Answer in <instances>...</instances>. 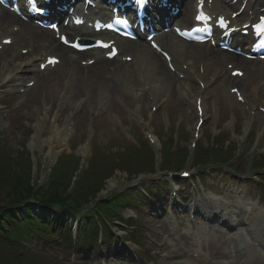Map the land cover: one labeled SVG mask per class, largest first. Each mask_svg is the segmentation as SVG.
I'll use <instances>...</instances> for the list:
<instances>
[{"label":"rangeland","instance_id":"1","mask_svg":"<svg viewBox=\"0 0 264 264\" xmlns=\"http://www.w3.org/2000/svg\"><path fill=\"white\" fill-rule=\"evenodd\" d=\"M7 61L8 58L5 59L4 56H0V77L2 75L4 63H6ZM62 70L63 66L57 67L54 70L49 71V73L47 74H42L40 80L38 81V86L30 90L26 97L27 101L24 102V104L18 110L11 112L8 107L16 100V98L11 100H4V98L0 99V130L3 128V131H0V133H2L0 135V162L2 163L0 164L1 185L7 186L9 183H16L20 181V179H16V177H11V179H9V177L7 176L10 174L16 175L15 171H11L10 169L8 170L7 167H5L8 166L9 163L12 164L13 159H11V157H20L26 153L29 154L33 160L32 165L34 168H31L32 175L30 176V181L35 187H41V185L42 187H45L47 186L45 182L46 180L47 182H51L50 176L47 178L49 169L55 163L56 159L62 152L68 153L69 155L67 157L70 160H72L70 157L71 155H77L81 157V159H84V147H89V150L91 152L99 156L100 154L98 152H102L104 154L112 152L116 154L118 151H121L122 148H127L129 146V144L121 138L120 131L115 127V122L128 117V114L123 113L115 105L114 101L112 100L113 97H111L110 95H108L107 99L103 100L102 105L104 109L101 111V113H99V120H97L96 122L98 124L95 127L93 135L91 136L89 134L87 128L84 130L85 123H87V119L90 117H86L85 119L77 118L80 111H83L88 116H91L95 113L94 109L96 107V104L100 102H97L92 93L89 92L88 96L84 98V102L83 104H81L80 109H74V106L79 103L80 99H82L84 90L78 83H75L73 81L69 82ZM7 85L5 86L7 87ZM6 87H4L3 89H5ZM67 87L72 92V97L66 98L65 101L61 104V101L64 98V91ZM4 93L5 92L0 93V98L4 96ZM118 94H120L121 101L128 109L132 110L134 107H136L135 102H133L129 98V95H127L125 92L119 91ZM169 94H171V100L168 102L170 104L174 102V97L172 96V92H169ZM21 98L23 99L24 95H22ZM148 106V103L142 104L141 107L139 106V114L142 116L146 115ZM162 109H166L168 115L165 114ZM169 111L172 112V109H169V107H164L159 108V113H157L161 115L160 117L166 118L165 116H167L168 123L173 126L175 123V119L173 117V114ZM70 113L74 114V121L71 122L70 128L67 127L66 130H63L62 120H64V117H67ZM105 113L108 114L113 121V124L110 126L104 119ZM77 121L82 122V129L74 127V125L78 124ZM158 123L159 121L155 119V127L152 126V128L154 132L157 133L158 140H163L162 133L157 129L159 128ZM181 123L180 125H177L176 130H174L173 137L169 138V140L166 141V145H168L169 148L173 149L176 153H178L179 151L180 154L184 152L190 138L188 137L189 134L187 133V127L185 125L183 127V124ZM140 133L141 132L137 133V135H139ZM52 136L56 137V139L54 138L53 140ZM51 138L53 141H50ZM48 140L50 141V143L48 142ZM86 141H89L90 144H86ZM161 142L163 143L164 141ZM209 144L210 141L207 142L204 139L199 140V145L210 146ZM93 149L97 150L98 152ZM7 155L8 157H5ZM67 157H64L67 162H64L63 164L67 163L68 166L72 164V162ZM117 157L120 159L119 162H121L123 168L132 166L131 169H134L135 165H139L140 168L143 164H145L144 162L142 163L143 158L138 157L137 155L133 158L132 155H130L129 158H124V156ZM15 159L17 158H14V161ZM135 161H140V163L134 164ZM1 165L4 166L1 167ZM205 173L210 174L211 171ZM144 176V178H146V175ZM126 177L127 175L125 172L116 170L115 175L109 180L113 181L115 185L111 186L110 188L105 186L103 190L104 192L101 191L98 194L99 199L104 201V199H107V196H109L112 191H120L119 186H126ZM144 178L142 179L144 181L142 182V186L146 187L147 183L145 182ZM202 181L203 184L210 182L213 185H216L220 183V180L218 178L213 179L212 177L208 178V176ZM223 182H227L225 184V187H228L230 185L228 180ZM150 187L154 189L153 185H149V188ZM231 187H234V184H232ZM135 189L136 188H132L131 192L134 196L136 195L139 197L143 205L139 203V206H134V212L137 215V217L134 216V226L136 227L135 229L143 227L145 233L143 234V239H141V242L138 241L142 245V250L140 251L141 257H138L137 253H134V263L174 264L176 262V259H186V256H184V253H182V251L184 249L185 251L190 249L189 246L179 245V243L175 241L176 239L174 240V237L179 238L180 230L185 229L186 231L187 229L183 227L180 222H176V224L172 223L173 226H170V231H172L173 239H171L170 242L175 243V248L166 246L163 240L167 237V234H165V231L168 229L167 225H162L160 227L159 224H154V216L156 212H161L163 210L162 204H160L158 201H156L155 206H152V203L148 201L146 203H143V198L137 194L138 189L136 191ZM33 191L35 192V190ZM192 192L193 190L191 189L189 193ZM33 206V209H36L38 207L36 205ZM123 206L124 205L121 204V206H118L116 208V211L114 210L115 215L120 212V209ZM122 209H124V207ZM83 210L79 211L77 216H67L65 219H68L70 223L76 225L79 224L81 215H83V213H88L93 219V221L90 222L91 225L92 223H94V225L97 226L98 222L95 220H101L100 212L97 209H89L91 211L87 209ZM128 214L131 213L128 211L122 213V219L124 220L123 222L125 224L127 222L126 216ZM25 215L26 214L22 212V209L21 211H14L13 214V216L17 219L23 218ZM23 228L24 224L14 222L11 223L10 226H8L7 232L9 231V234L12 235L19 230H22ZM98 228L99 224L96 229ZM101 228L102 227H100V230ZM7 232H0V238H3ZM49 237L53 239V236ZM49 239L48 237H46L44 241H41L42 245L38 246L35 243H32L33 245L27 247V244L24 243L22 245L26 248H22L21 251L19 249L16 250V248L12 246L10 249V246H7V242H5L7 244H0V264H71L68 261L75 262L73 264H101L99 262L101 259H104L106 261V264H116V262H112V260H108L106 258V256H109L107 255L106 250H104L102 253L100 252L97 258H94L95 252H90L93 253V255L88 253L89 248H84V250L79 252L78 254L70 255L69 246H66L65 248L60 247L58 248L60 250L54 251L52 247H56L55 241ZM8 240L9 239H7V241ZM88 241L90 243V238L88 239ZM206 242L207 241H205L204 246L200 248L201 250L208 253H214L216 251L220 253L223 252L222 250L214 249L212 245L208 249ZM40 248H42V250ZM96 248L97 246L95 247V249ZM22 251L23 254L19 255L18 253H22ZM146 251L148 252V254ZM122 254L124 255L125 251H123ZM91 255L92 257H90ZM174 255L175 257H173V259H169L170 256ZM224 255L226 259H228V252ZM149 257H152V259H150ZM210 260L212 261V264H215L216 255H211ZM202 263L208 264L206 262ZM234 264H236V262Z\"/></svg>","mask_w":264,"mask_h":264},{"label":"bare ground","instance_id":"2","mask_svg":"<svg viewBox=\"0 0 264 264\" xmlns=\"http://www.w3.org/2000/svg\"><path fill=\"white\" fill-rule=\"evenodd\" d=\"M188 9L185 10L184 15L180 16V18L184 17V20H187L188 16ZM183 22V20H182ZM11 24H19L17 18H15L12 15H9L5 12H0V27H4L6 32L8 33L10 31L9 26ZM29 26H21V29L14 34V36L17 38L18 42L14 39V43L21 44L22 41L28 42V41H34V42H47L49 39V33L41 32L32 34V30ZM30 29V31H29ZM29 35V37H27ZM160 46L162 48L169 50L170 56L173 59V62L175 64L176 69L182 70V73L187 77L186 82H178L179 86H177V89L180 91H185L187 89H192L190 82L193 81V77H197L198 79H202L204 83H207L211 80H215L218 77V74L223 72L222 74H225V70H222L223 63H224V57L219 52H215L211 50L207 45H193V44H184L183 42L179 40H175L170 35H164L160 39ZM37 45L33 48V51L37 49ZM62 47V46H60ZM126 52H129L133 55L135 60V65H138L136 67L137 74H132V63L119 65L120 68H124L125 71H130V74L132 77L130 79L126 77V81L129 79L130 84L134 82V78L138 77L140 81H144L149 87L147 92L151 95L150 92L158 93L159 91H164L167 87L169 88V85L172 84V90L174 89V82L172 83L169 79L166 80L165 77L167 76V72L165 71V67L162 64L161 60L150 50L149 47L144 46H132L130 45ZM59 55L62 58L63 65L66 67L76 66L75 70L79 72L80 70L84 68H80L77 65V56L74 61H69L67 59V52L63 50H57ZM36 52H32L33 54L29 57H23L20 62H17L15 65L10 66L6 65L4 67V73L3 76L0 78V88L5 86L6 82L10 81L13 77L17 76L19 73L25 72L27 68L32 67V65L37 62L40 57L36 55ZM81 60V59H80ZM11 60H9L10 62ZM139 61V62H138ZM233 63H236L232 60H230ZM65 62V64H64ZM138 63V64H137ZM140 63V64H139ZM249 62H245L247 64ZM99 64L95 69L94 76L89 75V71H85L82 73V77L84 80L87 81H96L93 80L94 78L99 79L96 77L97 75H100L106 70L104 69V62L96 63L95 65ZM244 64V66H245ZM182 65L186 66V69L184 70ZM28 66V67H27ZM235 68L241 65L234 64ZM128 68V69H127ZM246 68L243 67V69ZM127 69V70H126ZM34 72V70H31ZM120 72V69H117V73ZM21 75V74H20ZM257 83L252 87L253 90H262V87L264 83L262 82L259 85V82L264 78V73H259L257 75ZM246 78V74L244 73L243 81ZM123 82L125 81V78L121 79ZM226 81H230L229 79H226ZM128 82V81H127ZM102 83V82H101ZM234 87V86H233ZM143 88V87H142ZM157 90V91H156ZM96 91V90H95ZM140 91V89H139ZM144 93V90H141ZM156 91V92H155ZM195 92V91H194ZM241 92L245 95V91L241 88ZM198 92H195L197 94ZM156 98V96H154ZM262 106H264V99H260V101L257 103ZM65 124V123H64ZM56 133V131H55ZM56 139V137H53ZM51 138L50 141H53ZM48 140V142L50 143ZM157 144V143H156ZM109 185L112 186L113 184L109 182Z\"/></svg>","mask_w":264,"mask_h":264},{"label":"trees","instance_id":"3","mask_svg":"<svg viewBox=\"0 0 264 264\" xmlns=\"http://www.w3.org/2000/svg\"><path fill=\"white\" fill-rule=\"evenodd\" d=\"M54 188V187H53ZM51 188V191L47 192V189L40 188L38 189L36 196L45 204H52L53 200H57V192ZM53 190V191H52ZM32 191V187L30 185V181L28 178L21 179L16 184L10 186L9 188H0V216L4 218L11 219V207L12 205L27 197ZM54 194V196H53ZM53 197V198H51ZM82 199H68L67 197H63V201L61 204L67 205L69 203L75 204L81 202ZM60 205V204H59ZM44 228V224H42Z\"/></svg>","mask_w":264,"mask_h":264},{"label":"snow or ice","instance_id":"4","mask_svg":"<svg viewBox=\"0 0 264 264\" xmlns=\"http://www.w3.org/2000/svg\"><path fill=\"white\" fill-rule=\"evenodd\" d=\"M29 4H33L35 5V0H28ZM147 2V0H136V3L140 6H143L145 3ZM0 3H3V0H0ZM39 10V9H37ZM197 20H206L208 19V17L204 16L203 13H200L199 15L196 16ZM262 21V25H264V17L261 18ZM118 23L121 21H117ZM221 24H223V18H221ZM262 25H257L256 27L259 29V31L264 32V26ZM53 28H55V25H52ZM198 31H201L202 29H197ZM61 39H63V37H61ZM148 39H152L151 37H148ZM65 43H67V41L65 40ZM104 47H107V45H103ZM154 47L156 45H153ZM49 63H55V61L53 59H49ZM185 175H187V173H185Z\"/></svg>","mask_w":264,"mask_h":264}]
</instances>
